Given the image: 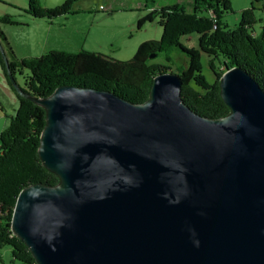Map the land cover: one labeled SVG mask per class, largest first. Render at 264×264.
Segmentation results:
<instances>
[{"label": "water", "instance_id": "1", "mask_svg": "<svg viewBox=\"0 0 264 264\" xmlns=\"http://www.w3.org/2000/svg\"><path fill=\"white\" fill-rule=\"evenodd\" d=\"M7 74L46 113L38 155L59 180L13 210L36 264H264V90L246 70L218 80L230 110L216 119L185 104L175 72L140 104L71 85L40 99Z\"/></svg>", "mask_w": 264, "mask_h": 264}, {"label": "trees", "instance_id": "2", "mask_svg": "<svg viewBox=\"0 0 264 264\" xmlns=\"http://www.w3.org/2000/svg\"><path fill=\"white\" fill-rule=\"evenodd\" d=\"M77 1L65 0L53 9H44L39 0H28V11L33 18L52 20L70 14ZM154 2L156 0L145 3ZM188 2L193 6L191 13L177 3L142 17L139 27L158 17L163 28L162 37L142 42L134 57L127 61H117L86 50L72 53L57 49L32 59H18L10 47L5 50L0 42V68L19 102L15 115L8 116L0 134V246L11 247L14 260L21 264H36L21 239L11 232L18 195L34 183L55 185L59 180L43 167L38 155L46 113L13 89L8 69L16 81V76L26 70L20 86L25 93L40 99L50 96L61 86L71 85L110 91L131 103L140 104L147 101L157 75L173 72L169 66L153 60L163 53L171 62L170 52L176 49L187 58L177 71L182 81L181 96L185 104L200 115L216 119L228 114L230 109L222 101L218 80L233 67L246 70L264 90V23L260 33L255 34L250 30L252 15L245 11L238 26L230 29L221 19L224 12L231 11V0H187L181 3ZM2 21L12 22L7 17L0 18V23ZM193 33L198 35V49L182 43L184 37ZM0 38L8 46L3 32H0ZM202 53L207 57L208 68L216 76L212 83L203 74ZM3 54L7 57V65Z\"/></svg>", "mask_w": 264, "mask_h": 264}, {"label": "rangeland", "instance_id": "3", "mask_svg": "<svg viewBox=\"0 0 264 264\" xmlns=\"http://www.w3.org/2000/svg\"><path fill=\"white\" fill-rule=\"evenodd\" d=\"M65 0H39L44 9H53L60 6ZM147 0H78L73 5L72 12L52 20L36 19L29 14L28 0H0V18L7 17L12 22L2 21L0 32L8 40V46L0 38L5 50L12 49L18 59H32L45 54L49 50L57 49L77 53L80 50L101 53L103 56L127 61L134 57L137 48L142 42L160 40L163 28L159 25V18L152 22H145L141 27L138 22L148 13L162 7L180 4L186 12H193V6L187 0H156L153 4ZM231 11L223 13L222 22L233 29L242 20V14L249 11L252 15L250 30L260 33L264 23V0H231ZM214 16H211L213 18ZM187 47L198 49V35L191 34L182 39ZM166 60L161 53L153 62L163 63L177 73L187 60L178 50H172ZM202 70L209 83L216 80V76L208 68V60L202 53ZM3 73L0 69V76ZM18 74L17 81L23 85L24 74ZM19 102L14 106L6 104V114L14 116ZM6 117L0 120V134L6 125ZM9 246H0V264H21L12 257Z\"/></svg>", "mask_w": 264, "mask_h": 264}, {"label": "crops", "instance_id": "4", "mask_svg": "<svg viewBox=\"0 0 264 264\" xmlns=\"http://www.w3.org/2000/svg\"><path fill=\"white\" fill-rule=\"evenodd\" d=\"M16 57H17V55H16ZM1 74H2V76H0V120L2 118H4V116L7 119H8V116H10V115L5 113L6 112V108H5L6 104L7 105L10 104V105L14 106V104H16V102H18L16 96L13 94V92H11L10 87L8 86V84L5 80L3 73H1ZM7 119H6V124H7Z\"/></svg>", "mask_w": 264, "mask_h": 264}]
</instances>
